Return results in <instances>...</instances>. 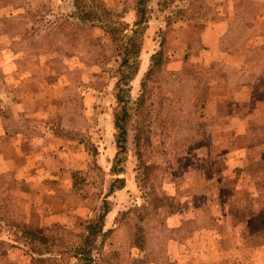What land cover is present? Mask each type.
I'll return each mask as SVG.
<instances>
[{"label": "rangeland", "instance_id": "obj_1", "mask_svg": "<svg viewBox=\"0 0 264 264\" xmlns=\"http://www.w3.org/2000/svg\"><path fill=\"white\" fill-rule=\"evenodd\" d=\"M136 1L0 0V264H264V0L148 3L117 157Z\"/></svg>", "mask_w": 264, "mask_h": 264}, {"label": "trees", "instance_id": "obj_2", "mask_svg": "<svg viewBox=\"0 0 264 264\" xmlns=\"http://www.w3.org/2000/svg\"><path fill=\"white\" fill-rule=\"evenodd\" d=\"M152 0H137L136 1V22L134 24L135 29H132L130 37L124 41L121 50L119 70L120 75L116 82V99L118 102L117 110L115 114V138L117 144V157L125 153V144L128 136V120L129 113L127 110V103L130 98L131 82L137 76L140 69V55L143 47V39L145 34V26L148 21V3ZM75 6L79 8L78 5ZM82 10V9H81ZM82 20L95 22L98 19L92 11L82 10ZM103 28H107L102 25ZM112 27L110 30H114ZM109 31V30H108ZM164 55L163 45L161 49L152 57L153 68L159 64ZM142 94L145 92V86L143 84ZM138 141V140H137ZM103 214L98 216L95 220L89 221L85 227L84 232L80 235L78 244L74 250V257L77 260V264H96L93 256V248L98 239L99 234L103 230L104 220L109 211L107 203L104 205ZM35 234V233H34ZM40 238L46 244L49 241L46 237L40 234H35V241H41ZM46 240V241H45ZM47 259L33 258L31 259L34 264H46Z\"/></svg>", "mask_w": 264, "mask_h": 264}]
</instances>
